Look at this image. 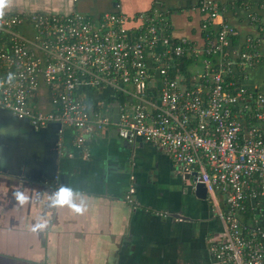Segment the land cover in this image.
Returning a JSON list of instances; mask_svg holds the SVG:
<instances>
[{"label":"built area","instance_id":"obj_1","mask_svg":"<svg viewBox=\"0 0 264 264\" xmlns=\"http://www.w3.org/2000/svg\"><path fill=\"white\" fill-rule=\"evenodd\" d=\"M197 7L202 42L166 33L157 10L0 13V106L37 129H76L87 154L86 135L111 127L125 141L158 145L219 207L216 264H264V93L244 82L263 55L249 36L234 60L239 32L225 9L214 0ZM183 59L189 76L172 73Z\"/></svg>","mask_w":264,"mask_h":264},{"label":"crops","instance_id":"obj_2","mask_svg":"<svg viewBox=\"0 0 264 264\" xmlns=\"http://www.w3.org/2000/svg\"><path fill=\"white\" fill-rule=\"evenodd\" d=\"M214 1L239 32L230 57L239 59L241 43L255 39L263 60L247 68L244 82L264 93V0ZM200 2L0 0V13L123 11L133 18L157 10L166 33L202 42ZM77 135L59 123L37 129L0 106V264H216L210 246L223 231L219 207L196 195L166 150L143 139L127 144L111 127L86 135L87 154ZM63 174L82 213L52 205Z\"/></svg>","mask_w":264,"mask_h":264},{"label":"clouds","instance_id":"obj_3","mask_svg":"<svg viewBox=\"0 0 264 264\" xmlns=\"http://www.w3.org/2000/svg\"><path fill=\"white\" fill-rule=\"evenodd\" d=\"M17 199L21 203L26 202V198L23 196H17ZM53 207L63 208L65 206L71 208L76 213H82L84 211L83 204H77L74 199L73 189L71 187L61 186L60 190L55 194L52 200ZM47 222L39 225L40 228L46 227ZM35 225L33 228L35 229Z\"/></svg>","mask_w":264,"mask_h":264},{"label":"water","instance_id":"obj_4","mask_svg":"<svg viewBox=\"0 0 264 264\" xmlns=\"http://www.w3.org/2000/svg\"><path fill=\"white\" fill-rule=\"evenodd\" d=\"M120 105H121V101L120 100L114 102V106H115L114 107V119H115V122H118L119 119H120ZM17 119H19V118H17ZM126 142L128 144V141H126ZM184 178L191 182V184H192L191 186L195 190L196 195L199 198H201V199H206L207 198L208 193H207V188H206L204 183L199 182L197 180V178H195V177L193 178L191 175H185ZM66 180H67V176L64 175V174L61 175V178H60L61 185H60V187L64 186V182H66Z\"/></svg>","mask_w":264,"mask_h":264},{"label":"trees","instance_id":"obj_5","mask_svg":"<svg viewBox=\"0 0 264 264\" xmlns=\"http://www.w3.org/2000/svg\"><path fill=\"white\" fill-rule=\"evenodd\" d=\"M217 30V28L216 27H213V28H210V30H209V33L210 34H212L213 36H216V31ZM201 35H202V37H206V35H207V32L206 31H204L203 30V27H202V24H201ZM239 35V34H238ZM238 35H236V36H238ZM252 36V35H251ZM235 36H233L232 37V42H231V44L233 43L234 45H236V43H238L239 44V42H240V40H239V38H238V41H237V39L236 38H234ZM246 41V40H245ZM246 43V42H245ZM245 43H241L242 45H245ZM245 47V46H244ZM243 47V48H244ZM242 48V47H241ZM242 48V49H243ZM241 49V50H242ZM240 50V51H241ZM188 63H189V61H188V59H183L182 61H181V63L180 64H177V65H175V67H174V70H173V74H175V72H179V73H181V74H183V75H186V76H189V71H188V69H187V65H188ZM185 76V77H186ZM59 164H60V168H61V170L63 171V168H64V166H65V164H67V160L66 159H64V158H61L60 159V161H59Z\"/></svg>","mask_w":264,"mask_h":264},{"label":"rangeland","instance_id":"obj_6","mask_svg":"<svg viewBox=\"0 0 264 264\" xmlns=\"http://www.w3.org/2000/svg\"><path fill=\"white\" fill-rule=\"evenodd\" d=\"M221 198H222V195H221Z\"/></svg>","mask_w":264,"mask_h":264}]
</instances>
